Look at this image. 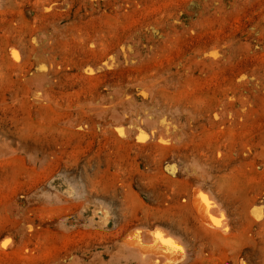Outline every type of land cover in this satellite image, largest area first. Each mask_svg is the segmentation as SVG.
Masks as SVG:
<instances>
[{"label":"rangeland","instance_id":"rangeland-1","mask_svg":"<svg viewBox=\"0 0 264 264\" xmlns=\"http://www.w3.org/2000/svg\"><path fill=\"white\" fill-rule=\"evenodd\" d=\"M157 226L264 264V0H0V264H146Z\"/></svg>","mask_w":264,"mask_h":264},{"label":"bare ground","instance_id":"bare-ground-1","mask_svg":"<svg viewBox=\"0 0 264 264\" xmlns=\"http://www.w3.org/2000/svg\"><path fill=\"white\" fill-rule=\"evenodd\" d=\"M192 206L201 224L209 229H220V219L212 213L216 204L199 188L193 191ZM163 228L134 227L121 239V246L146 264H182L186 260V251L180 241ZM166 240H171L177 247L165 243Z\"/></svg>","mask_w":264,"mask_h":264},{"label":"snow or ice","instance_id":"snow-or-ice-1","mask_svg":"<svg viewBox=\"0 0 264 264\" xmlns=\"http://www.w3.org/2000/svg\"><path fill=\"white\" fill-rule=\"evenodd\" d=\"M165 243H167V244H169V245H171L172 247H177L175 244H173V242L171 241V240H166V241H164ZM7 243V242H6Z\"/></svg>","mask_w":264,"mask_h":264}]
</instances>
